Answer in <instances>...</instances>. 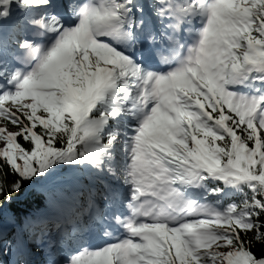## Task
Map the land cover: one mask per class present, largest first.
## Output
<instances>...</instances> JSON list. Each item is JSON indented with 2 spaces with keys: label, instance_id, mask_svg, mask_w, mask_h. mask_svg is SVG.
Wrapping results in <instances>:
<instances>
[{
  "label": "snow or ice",
  "instance_id": "1",
  "mask_svg": "<svg viewBox=\"0 0 264 264\" xmlns=\"http://www.w3.org/2000/svg\"><path fill=\"white\" fill-rule=\"evenodd\" d=\"M0 264H264V0H0Z\"/></svg>",
  "mask_w": 264,
  "mask_h": 264
}]
</instances>
